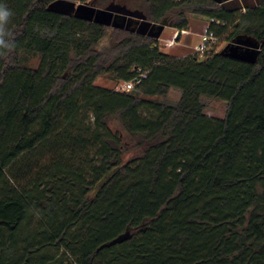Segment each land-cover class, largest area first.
<instances>
[{
    "label": "trees",
    "instance_id": "16d2710c",
    "mask_svg": "<svg viewBox=\"0 0 264 264\" xmlns=\"http://www.w3.org/2000/svg\"><path fill=\"white\" fill-rule=\"evenodd\" d=\"M55 1L0 0L13 13L0 54V264H264V45L254 64L178 58L52 12ZM133 8L178 31L199 16L219 39L264 42V0ZM138 71L131 92L96 85ZM205 98L227 102L226 117L208 116ZM113 123L141 156L124 163Z\"/></svg>",
    "mask_w": 264,
    "mask_h": 264
},
{
    "label": "rangeland",
    "instance_id": "374dc122",
    "mask_svg": "<svg viewBox=\"0 0 264 264\" xmlns=\"http://www.w3.org/2000/svg\"><path fill=\"white\" fill-rule=\"evenodd\" d=\"M66 1L74 2L76 4V7L80 5L88 4L95 8H101V9L106 8L111 3H117V4L125 5L129 9L134 10L133 4L135 1H139V0H106L102 2L99 1L101 5L100 7L93 5L91 1H87V2L82 0H66ZM66 16H70V15H66ZM188 19L190 24L188 30L178 31L177 29L172 28L170 26H165L163 31L160 33V36L156 37L155 35L159 32L161 27L160 24H158L154 27H151L148 30L147 35L145 36L156 39L162 52L171 54L178 58H184L187 56L195 55L196 54L195 48L197 45H199L200 42V36L198 37L195 33L196 32L203 33L206 25L209 24L208 23L209 21L199 16H189ZM118 21L120 22V24L124 25L123 29L127 31H131L132 28L137 29L140 26L139 23H137L136 21H129L127 19L123 20L122 17H118ZM129 22L132 24L131 27H129L128 29L127 27ZM108 28L117 29L113 27H108ZM179 32H181L180 35H178ZM150 34H153L154 36ZM106 45H108V40H105L102 43V46H106ZM233 47L235 48L236 46H234L232 42H228L226 41L225 38H221L219 39L215 49L212 50L211 52L222 53L225 55L227 53V50ZM241 49H245V48H241ZM38 63H39V58L33 57L30 64L33 67H37ZM122 83L123 82L116 80L111 75L102 76L98 78V80L96 81L97 86L117 92L121 91L120 87ZM181 96H182L181 90L172 89L166 101L168 103H176L180 100ZM204 104L206 107L205 112L208 116L219 119H224L226 117L228 111L227 102L213 98H205ZM111 128L114 131H120L124 138V144H125L124 156H123L124 163L130 162L142 155L143 152L142 147L137 145L136 140H132L129 137H127L125 133L121 131V128L116 123L111 124Z\"/></svg>",
    "mask_w": 264,
    "mask_h": 264
},
{
    "label": "water",
    "instance_id": "95a60500",
    "mask_svg": "<svg viewBox=\"0 0 264 264\" xmlns=\"http://www.w3.org/2000/svg\"><path fill=\"white\" fill-rule=\"evenodd\" d=\"M215 3L219 5H224L228 3L230 0H213ZM50 11L63 14V15H70L78 19H82L89 22H95L97 24L103 25L105 27H113L117 29H123L124 25L120 24L118 21V17H122L123 20L129 21H136L139 23V27L132 28V32H135L139 35H147L148 30L151 27H154L158 24L152 23L148 20L147 16L141 10H132L129 9L125 5L111 3L106 8H95L90 5H80L76 7L74 2L66 1V0H56L52 3L49 8ZM76 12V13H74ZM132 23H128V29L131 27ZM160 30L155 35L156 37L160 36V33L163 31L165 25L160 24ZM179 32L178 35H180ZM154 36L153 34H150ZM235 48H230L227 50L225 56L241 60L248 63H256L258 53L261 50L264 42L260 45L254 44L250 41L246 40H236L232 42ZM245 48V49H241ZM131 237V232L127 231L126 233L120 235L116 239L113 240L112 244L123 243L124 241L128 240ZM111 244V243H110ZM108 244V245H110Z\"/></svg>",
    "mask_w": 264,
    "mask_h": 264
},
{
    "label": "built area",
    "instance_id": "2783aa9c",
    "mask_svg": "<svg viewBox=\"0 0 264 264\" xmlns=\"http://www.w3.org/2000/svg\"><path fill=\"white\" fill-rule=\"evenodd\" d=\"M214 21L209 22L206 25L204 32L200 35V42L199 45L196 46L195 51L199 57H204L206 54L210 53L212 50L215 49L219 38L215 34V32L211 29V23ZM139 75L133 79L132 81L123 82L120 87V92H131L137 84H139L143 78L146 77L145 73L138 71Z\"/></svg>",
    "mask_w": 264,
    "mask_h": 264
},
{
    "label": "clouds",
    "instance_id": "9594fccd",
    "mask_svg": "<svg viewBox=\"0 0 264 264\" xmlns=\"http://www.w3.org/2000/svg\"><path fill=\"white\" fill-rule=\"evenodd\" d=\"M13 13L5 5L0 4V54L12 47L7 25Z\"/></svg>",
    "mask_w": 264,
    "mask_h": 264
},
{
    "label": "crops",
    "instance_id": "0c3cea01",
    "mask_svg": "<svg viewBox=\"0 0 264 264\" xmlns=\"http://www.w3.org/2000/svg\"><path fill=\"white\" fill-rule=\"evenodd\" d=\"M230 1H232V0H230ZM230 1H229V2H230ZM235 1H240V2H241L242 0H235ZM208 23H209V22H208ZM192 33H193V32H192ZM195 34L199 37L202 33L196 32Z\"/></svg>",
    "mask_w": 264,
    "mask_h": 264
}]
</instances>
